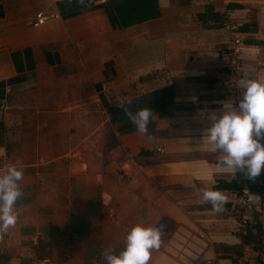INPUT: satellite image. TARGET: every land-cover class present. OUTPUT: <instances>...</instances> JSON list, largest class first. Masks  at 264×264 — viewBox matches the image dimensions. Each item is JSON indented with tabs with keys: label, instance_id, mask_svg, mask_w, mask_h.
<instances>
[{
	"label": "crops",
	"instance_id": "0c3cea01",
	"mask_svg": "<svg viewBox=\"0 0 264 264\" xmlns=\"http://www.w3.org/2000/svg\"><path fill=\"white\" fill-rule=\"evenodd\" d=\"M67 1L0 0V171L23 168L0 264H106L138 224L161 234L149 264H239L229 185L241 170L216 167L206 130L236 108L247 80L264 83V0H158L156 18L123 29L108 0L74 15ZM39 13L47 20L35 27ZM219 19L250 26L234 73ZM24 50L34 68L23 57L18 73L12 54ZM166 87L176 110L154 115L147 136L113 124L100 101ZM205 189L226 197L222 211ZM252 195L264 229V194Z\"/></svg>",
	"mask_w": 264,
	"mask_h": 264
},
{
	"label": "clouds",
	"instance_id": "9594fccd",
	"mask_svg": "<svg viewBox=\"0 0 264 264\" xmlns=\"http://www.w3.org/2000/svg\"><path fill=\"white\" fill-rule=\"evenodd\" d=\"M131 103L120 99V106ZM141 135H148V125L154 114L150 108L135 113L126 112ZM207 144L212 152L221 153L216 167L244 172L249 179L264 170V83L249 79L236 108L223 113L207 130ZM4 150L0 149V155ZM23 168L9 165L0 171V233L16 226L17 200L22 195L20 181ZM202 198L212 204L214 211H222L226 197L217 190H202ZM160 231L154 227L136 225L126 234L125 247L118 254L105 253L106 264H149L152 250L161 243Z\"/></svg>",
	"mask_w": 264,
	"mask_h": 264
},
{
	"label": "trees",
	"instance_id": "16d2710c",
	"mask_svg": "<svg viewBox=\"0 0 264 264\" xmlns=\"http://www.w3.org/2000/svg\"><path fill=\"white\" fill-rule=\"evenodd\" d=\"M158 0H108L107 5H105L106 12H108V16L110 17V21L114 28H127L133 26L135 24H139L141 22L151 20L156 18L159 15L158 11ZM91 4L89 0H72L67 1L65 3V7L68 6L72 11L70 15L76 14V11L80 8H83L85 5ZM63 9V5H60ZM231 7H237V5H230ZM76 10V11H74ZM74 11V12H73ZM3 16V9L0 5V18ZM225 19H219V27H222ZM249 25L245 24L240 27V33H247L249 29ZM49 57V55H47ZM27 59V70H33V65L30 63V51L24 50L21 53H13L12 60L16 67V71L22 72L21 67V59ZM21 68V70H20ZM2 84H0V87ZM97 90H100L98 87ZM100 101L105 108L110 121L113 124H118L121 128L126 130H133L135 125L129 119L126 112L135 113L136 111L143 108H150L154 115L165 116L176 110L174 104V90L171 87L161 88L150 92L148 94L142 95L136 99L131 100V103L125 104L123 107L120 106V102L110 103L106 100L103 95H100ZM152 124L148 125L149 132H151V128H149ZM252 182L251 190L254 193H257L260 197L264 194V170H262L261 174L258 177L250 179ZM232 190H236L237 186L235 181L233 185H229ZM252 228L254 231L250 229L247 230L246 236L244 237L242 244L246 246H253V250L259 253L262 252V243H263V234L264 229L261 220L259 219V214H253ZM239 255V253H238ZM240 256V255H239ZM258 264H263L260 257L257 258ZM234 264H237L234 262Z\"/></svg>",
	"mask_w": 264,
	"mask_h": 264
},
{
	"label": "built area",
	"instance_id": "2783aa9c",
	"mask_svg": "<svg viewBox=\"0 0 264 264\" xmlns=\"http://www.w3.org/2000/svg\"><path fill=\"white\" fill-rule=\"evenodd\" d=\"M47 20V17L42 13L36 15L33 26L38 27L43 25ZM223 29H225L231 36V44L232 47L223 54V57L228 60L231 72H236L241 67V51L243 48V38L241 33L239 32V25L234 23L233 21L225 20L222 24ZM156 153L164 154L165 151L161 148L156 149ZM252 182L247 177V175L240 171L239 176L237 178V188L235 191V203H234V211L237 213H242L244 210L251 207V205L255 204V200L253 198V191L251 190ZM248 221L244 218L242 221L243 225H247Z\"/></svg>",
	"mask_w": 264,
	"mask_h": 264
},
{
	"label": "rangeland",
	"instance_id": "374dc122",
	"mask_svg": "<svg viewBox=\"0 0 264 264\" xmlns=\"http://www.w3.org/2000/svg\"><path fill=\"white\" fill-rule=\"evenodd\" d=\"M258 201L259 203L251 205L250 208L244 210L242 213H237L234 211V214L238 221V229L236 230L235 234L240 238L241 241H243L244 237L246 236V232L248 229L254 231V229L252 228L253 214L258 213L259 219L261 220L262 206L260 205V199ZM244 218L248 221L247 225L242 224ZM237 253H239L240 256H237ZM237 253L236 256L238 257L239 264H258L257 258H259L264 253V234L261 253L254 251L253 246H244V244H242V249Z\"/></svg>",
	"mask_w": 264,
	"mask_h": 264
}]
</instances>
